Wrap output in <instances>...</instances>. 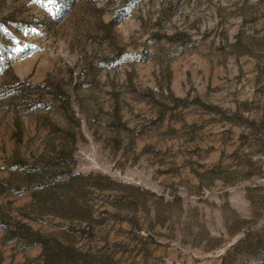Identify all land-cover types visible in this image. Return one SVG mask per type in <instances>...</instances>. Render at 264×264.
Wrapping results in <instances>:
<instances>
[{
  "label": "rangeland",
  "instance_id": "rangeland-1",
  "mask_svg": "<svg viewBox=\"0 0 264 264\" xmlns=\"http://www.w3.org/2000/svg\"><path fill=\"white\" fill-rule=\"evenodd\" d=\"M0 264H264V0H0Z\"/></svg>",
  "mask_w": 264,
  "mask_h": 264
}]
</instances>
